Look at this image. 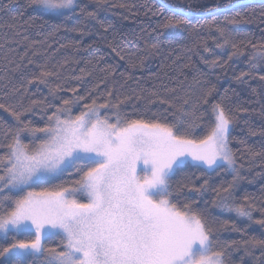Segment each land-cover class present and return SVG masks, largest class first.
Masks as SVG:
<instances>
[{"label": "snow or ice", "instance_id": "1", "mask_svg": "<svg viewBox=\"0 0 264 264\" xmlns=\"http://www.w3.org/2000/svg\"><path fill=\"white\" fill-rule=\"evenodd\" d=\"M90 2L96 6L91 11L88 4L79 0H27L21 7L65 19L78 9L79 19L68 31L81 36L95 33L101 41L106 39L105 33L112 32L113 40L108 41L112 52L120 60H127L129 68L142 66L146 58L139 54L142 50L129 52L121 48L115 43L120 34L113 24L99 18L98 11L108 6V0ZM10 4L11 0L2 7L7 10ZM165 10L168 15L163 14ZM150 11L153 16L163 18L152 29L157 33L158 42L145 40V49L148 55L160 56L163 55L162 44L169 45V53H174L170 47L174 41L161 39L165 30L188 28L190 17L215 16L219 9L191 3L183 7L175 0H160V7ZM19 15L22 17L23 12ZM11 19L15 21L17 17ZM92 21L99 25V30L90 27L86 32L85 27ZM237 22L235 18L229 21ZM207 23L219 34L220 42L216 47L231 48L223 61L219 57L211 61L201 57L207 67L223 69L234 58L245 55V48L251 49L246 60L249 71H241L234 79L243 84L250 79L257 81L251 94L256 98L254 102L260 104L258 110L239 104L229 107L225 97L209 105L215 85L203 87L208 81H202V72L193 76L192 83L201 86L195 100L190 96L180 98L178 107L161 101L176 108L171 122L160 114L144 119L135 109L133 113L122 111L131 97L117 96L114 102L111 88L99 97L91 95L99 89V84L92 85L85 95L79 94V86L69 87L67 91L72 97L62 98L59 93L65 90L67 81H52L59 80L63 65L52 69L47 63L37 64L38 73L21 77L25 81L21 88L12 89L13 93H21L22 89L20 100L15 105L0 103V109L15 121L14 125L0 121V234L5 240L9 234L34 235L31 239L14 237L13 242L0 246L4 264H237L232 260V253L240 250L253 259V264H264V234L249 236L235 221H219L207 206L197 207L196 202L188 198L193 193L200 196L211 190L215 208L234 212L238 218H246L264 228V186L260 197L245 193L237 198L239 182L244 179L241 176L244 165H237L236 151L230 147L231 131L241 114L259 111L264 117V38L253 43L250 34H242L238 39L241 34L233 33L214 20ZM6 27L12 29L14 35H20L16 31L21 27L19 24ZM22 40L27 42V47L20 55L21 60L37 43L29 41L26 35ZM97 43L93 40L84 48L93 49ZM79 45V41L70 40L65 46ZM204 51L210 50L205 46ZM32 55L35 57L38 53ZM181 58L174 54L171 63ZM100 59L102 57L97 63ZM7 63L12 61L7 60ZM34 63V59H28V65ZM67 63V60L63 62ZM85 64H92V60ZM169 66L161 65L162 68ZM189 66L190 61L184 65ZM20 68L17 64L14 71ZM100 71L106 79L116 69L106 65ZM80 73L72 79L82 81L92 74L85 68H81ZM104 79L100 80L101 84ZM33 84L38 93L43 85L48 94L41 93L42 98L32 99L34 94L28 85ZM25 97H28L27 105L23 103ZM89 97L90 103H84ZM101 99L103 102H99ZM81 104V110L73 115L74 108ZM36 109L40 111L42 125L23 118L26 113L35 114ZM243 123L249 135L264 137V125L255 128L248 120ZM196 131H202V135L194 136ZM239 143L244 145L241 155L247 153L250 164L260 159L264 168V147L257 150L244 140ZM188 167L202 170V176H210L217 169L231 172L232 180L213 187L209 179H204L197 187L191 175L184 174L174 185L173 177ZM65 173L70 176L75 173L79 178L35 190L36 185L58 180ZM257 175L264 176V170ZM81 194L87 197V202L78 198ZM254 212H259L260 218L254 219ZM225 230L238 232L241 238L221 240L218 233ZM56 238L58 244L46 247V241ZM243 259L242 256L241 261Z\"/></svg>", "mask_w": 264, "mask_h": 264}, {"label": "trees", "instance_id": "2", "mask_svg": "<svg viewBox=\"0 0 264 264\" xmlns=\"http://www.w3.org/2000/svg\"><path fill=\"white\" fill-rule=\"evenodd\" d=\"M79 2L88 4L90 11L96 7L90 0H79ZM175 2L183 7H187L189 3L193 5L204 4L205 6L216 7L219 11L215 16L190 17L188 28L165 30L161 39H172L174 41L170 46L174 53H169V45L162 44L163 55L160 56L148 55L145 49V40L148 43L158 42L157 33L152 29L163 17L153 16L150 9H158L160 0H108V6H102L99 9V18L105 22H111L114 30L120 34L117 36L115 43L120 44L121 48L129 52H136L137 49H141L142 51L139 54L146 57L142 62V66L129 68L127 60H120L108 46V41L113 40L112 32L105 33L106 39L101 41L95 33L81 36L79 33L68 31L79 19L78 9L76 13L65 19L64 17H54L47 14L41 15L34 8L21 7L26 5L27 0H11L9 8L5 10L2 5L9 4V0H0V45H2L0 47V103L15 105L21 98L22 89L21 93H13L12 89L21 88V84L25 82L21 77L28 78L32 73H38L39 68L36 65L47 63V66L52 69L63 65L59 80L54 79L52 81L53 83L67 81L65 90L59 93L62 98L72 97V93L67 91L69 87L79 86V94L85 95L92 85L99 84V89L93 91L91 95L99 97L101 93H106L111 88L113 89L112 99L114 102L117 96L120 98L124 96L131 97L123 106L122 111L133 113L135 109L137 114L142 115L144 119H151L154 118L153 114H160L167 116L169 122L173 121L175 119L173 113L176 112V108L170 107L168 103H162L161 101L172 102L178 107L181 102L180 98L190 96L195 100L201 86L193 84L192 80L198 72L204 73V77L201 78L202 81H208L207 84H202L203 87L215 85V92L209 98V105L212 101H218L221 97H225V104L229 107H235L239 104L258 110L260 104L254 102L256 98L251 94V88L257 87V81L250 79L247 84H243L234 79L241 71H249L246 60L250 48H245V55L234 58L223 69L207 67L202 62L201 57L209 61L219 57L223 61L228 58V52L231 51L230 47L226 49L216 47V44L220 42L218 39L219 34L214 26L210 27L208 25V21L214 20L215 23L227 27L233 33L241 34L237 37L238 39L242 38V34H250L253 43L264 38V15H262L264 13V0H175ZM120 4H125L128 7L121 8L118 6ZM233 4L237 6L233 7ZM21 12H23L22 17L19 15ZM163 14L168 15L169 13L165 10ZM13 16L17 17L15 21L11 19ZM233 18L238 22L229 23ZM24 21L29 23L26 24ZM12 23L21 26L16 29L20 32V35H14L13 30L6 27V25ZM90 27L99 30V25L95 21L90 22L85 27V31L87 32ZM190 31L192 32L191 35L189 34ZM25 35L29 38V41H36L37 43L28 50L25 58L21 60L20 55L25 52L27 47V42L22 40ZM133 37H136V39H133ZM70 40L79 41V47L65 46ZM93 40L98 41L93 49L84 48V45L92 43ZM205 46L210 50L209 52L204 51ZM10 49L12 51H9ZM33 52L38 53V55L34 57ZM174 54H179L182 58L175 63H171ZM166 56L169 58L165 59ZM101 57L102 59L97 63L98 58ZM29 58L34 59L36 63L28 65ZM7 60H11L12 63L8 64ZM65 60L68 61L67 64H63ZM88 60H92V64L86 65L85 61ZM189 61L190 66L184 67L185 64H189ZM17 64H20L21 68L14 71ZM162 64L170 66L162 68ZM26 65L27 67H24ZM106 65H112L116 71L114 73L110 72L108 77L104 79V73L100 69ZM81 68H85L92 74L85 76L82 81L73 80L72 77L81 75ZM121 73H124V75H121ZM101 79H104L102 84L100 83ZM182 81L183 83H181ZM28 87L34 94L31 97L32 99L42 98L41 93L43 95L48 94V89L43 85H40L39 93L36 90V85H28ZM171 89L176 90L170 91ZM152 92H156L157 95H151ZM136 96L141 98L136 99ZM249 101H253V103H249ZM28 102V97H25L23 103L27 105ZM99 102H103V100L101 99ZM84 103H90V97ZM81 107L82 104L80 107H75L73 114H77ZM203 110L202 108L201 111ZM40 115L39 109H36L35 114L26 113L23 118L34 120L37 124L42 125L43 121H41ZM44 119H46V116ZM244 120L250 121L255 128L264 125V117L257 111L248 115L241 114L240 119L236 121L231 131L230 147L236 151L237 165H244V168L241 169V176L244 179L239 182L236 191L238 199L245 193L260 197V189L264 186V176L257 175V173L264 170L260 159H256L250 164L247 153L241 155L244 145L239 143L240 140H244L248 145L258 150L264 147V137L249 135L248 128L243 123ZM0 121L5 125H14L15 123L12 116L4 109H0ZM200 135H202V131L194 133V136ZM201 171L192 167L184 168L173 177L172 182L175 185L184 174L191 175L197 187L204 182V179H209V183L213 187L221 182L226 183L232 180L231 172L217 169L216 173H212L210 176H202ZM78 178L75 173L71 176L65 173L58 180L36 185L35 190L39 191L42 187H52L62 181L70 182ZM185 192H187V189H185ZM213 195L209 190L200 196L193 193L188 198L194 200L197 207L207 206L212 216L219 221H235L237 226L245 229L249 236L259 237L264 234V228L255 223H250L246 218H238L234 212L215 208L212 205ZM253 218H260V213L254 212ZM218 236L225 241L241 238L240 233L231 230L221 231ZM14 237L15 239H31L33 234H9L7 240L0 235V246H6L7 243L13 242ZM52 243L53 240H48L45 245L47 247ZM255 255L258 256L259 252L257 251ZM242 256L244 257L243 261H241ZM232 260L237 264H253V259L245 256L242 250L234 251ZM0 264H4L3 258H0Z\"/></svg>", "mask_w": 264, "mask_h": 264}, {"label": "rangeland", "instance_id": "3", "mask_svg": "<svg viewBox=\"0 0 264 264\" xmlns=\"http://www.w3.org/2000/svg\"><path fill=\"white\" fill-rule=\"evenodd\" d=\"M26 191H28V190H26ZM78 198L82 199L83 202H87V197L86 196H83V194H81V196L78 197ZM0 235L3 236V234H0ZM58 243H59V239L56 238L55 241H53V243L51 245L58 244Z\"/></svg>", "mask_w": 264, "mask_h": 264}]
</instances>
